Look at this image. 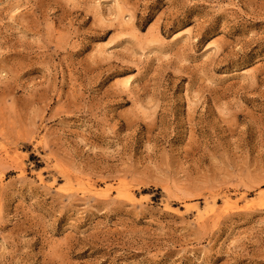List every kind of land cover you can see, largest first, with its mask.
Listing matches in <instances>:
<instances>
[{"label": "rangeland", "instance_id": "1", "mask_svg": "<svg viewBox=\"0 0 264 264\" xmlns=\"http://www.w3.org/2000/svg\"><path fill=\"white\" fill-rule=\"evenodd\" d=\"M0 182V264H264V0H0Z\"/></svg>", "mask_w": 264, "mask_h": 264}, {"label": "bare ground", "instance_id": "2", "mask_svg": "<svg viewBox=\"0 0 264 264\" xmlns=\"http://www.w3.org/2000/svg\"><path fill=\"white\" fill-rule=\"evenodd\" d=\"M123 17H124V16H123ZM128 81H129V79H128ZM128 81H127V82H128ZM129 82H130V81H129ZM129 82H128V83H129ZM130 85H131V84H130ZM6 153H7V152H6ZM41 180H42V178H41ZM0 183H1V182H0ZM110 185H112V184H110ZM1 186H2V185H1ZM83 189H84V188H83ZM110 189H111V188H110ZM110 189H108V190H110ZM118 189H119V188H118ZM83 191H84V190H83ZM85 191H87V189H85ZM89 191H90V190H89ZM97 191H100V190H97ZM97 191H96V192H97ZM104 191H106V190H104ZM104 191H102V193H103ZM110 191H111V190H110ZM110 191H108V192H110ZM91 192H92V191H91ZM106 192H107V191H106ZM117 192H118V191H117ZM119 192H120V191H119ZM85 193H86V192H85ZM97 193H99V192H97ZM125 193H127V192H125ZM88 194H89V193H88ZM88 194H87V195H88ZM116 194H117V193H116ZM100 195H101V194H100ZM104 195H105V194H104ZM127 195H129V194H127ZM130 195H131V194H130ZM130 195H129V197H130ZM116 196H117V195H116ZM123 196H125V195H123ZM123 196H122V197H123ZM133 197H134V196H133ZM127 198H128V196H127ZM131 199H133V198H131ZM135 199H136V197H135ZM133 200H134V199H133ZM203 215H204V214H203ZM200 221H201V220H200Z\"/></svg>", "mask_w": 264, "mask_h": 264}]
</instances>
